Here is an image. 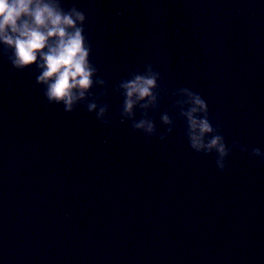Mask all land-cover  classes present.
Listing matches in <instances>:
<instances>
[{"label": "water", "instance_id": "obj_1", "mask_svg": "<svg viewBox=\"0 0 264 264\" xmlns=\"http://www.w3.org/2000/svg\"><path fill=\"white\" fill-rule=\"evenodd\" d=\"M63 3L87 16L104 81L88 100L110 123L86 103L50 104L35 69L0 55V264H264V164L251 154L264 150V0ZM148 65L157 98L134 119H152V136L122 116L119 88ZM184 88L229 147L248 146L223 170L189 145Z\"/></svg>", "mask_w": 264, "mask_h": 264}, {"label": "clouds", "instance_id": "obj_2", "mask_svg": "<svg viewBox=\"0 0 264 264\" xmlns=\"http://www.w3.org/2000/svg\"><path fill=\"white\" fill-rule=\"evenodd\" d=\"M86 21L84 11L75 4L65 8L63 0H0V55L6 56L16 70L35 69L36 83L50 104L63 105L64 111L73 112L77 105L86 103L89 112L95 111L97 119L108 124L107 107H98L95 101L88 100L93 86L104 81L96 78L97 68L90 59L92 48L85 35ZM158 77L159 73L148 65L146 72L134 73L119 85L125 97L122 116L133 120L132 127L147 136L156 133V126L150 118L135 120V109L142 101L144 108L156 101ZM181 91L186 96L179 103L187 105L181 114L186 118L191 149L215 153L220 170L226 167V158L233 148L249 150L238 141L229 147L219 125L213 126L209 119L206 100L188 88ZM161 119L171 124L167 114ZM251 154L264 164V150L252 148Z\"/></svg>", "mask_w": 264, "mask_h": 264}]
</instances>
